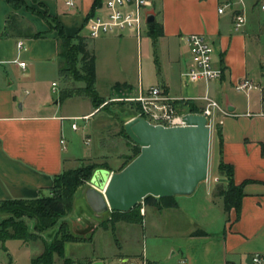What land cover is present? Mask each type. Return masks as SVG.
Here are the masks:
<instances>
[{"label":"crops","instance_id":"crops-1","mask_svg":"<svg viewBox=\"0 0 264 264\" xmlns=\"http://www.w3.org/2000/svg\"><path fill=\"white\" fill-rule=\"evenodd\" d=\"M20 1L22 5L13 6L0 0V200L37 198L55 176L72 169L64 124L92 115L91 109L80 116L66 114L61 112L62 101L52 100L58 79L57 43L56 32L42 18L48 16L64 35L83 39L92 51L95 82L102 51H106L107 67L116 66L118 73L128 61H135V84L128 78L113 80L109 87L113 94L101 97L95 91L100 99L117 101L135 96L138 89L158 86L171 98L188 99L198 112L204 106L198 98L207 95L230 114L213 111V122L219 121L220 154L216 138H212L208 161L214 146L215 170L209 172L208 164L207 178L198 184H205L201 193L196 195L197 186L190 196L172 197L175 207L170 208L141 204L140 223H103L104 228H97L110 226L117 250L108 257L76 263L70 259L62 264H119L125 259H143L145 264H252L253 255L264 256V113L260 111L264 19L254 0H149L147 14L160 26L161 35L150 37L145 30L138 40L129 35L87 38L85 19L97 0H72V6L66 4L69 0ZM226 3L229 6L217 13ZM235 13L244 16L238 31L232 29ZM189 34L202 35L212 47V64L221 70L218 80L186 87L181 84L180 73L190 61L184 40ZM129 40L134 41L135 49L118 55L123 62L115 64L116 47ZM141 72L152 75L150 84H145ZM242 79L259 89L236 93L233 85ZM177 106L188 113L180 107L182 101ZM219 161L231 167L232 183L241 187L237 207L226 213L221 198L214 196L217 185L225 186L224 177L216 170ZM95 230L79 243H92ZM195 231L204 235L195 236ZM9 241L26 248L23 241L6 240L4 252ZM139 242L141 248L133 249ZM9 258L8 264H15Z\"/></svg>","mask_w":264,"mask_h":264},{"label":"rangeland","instance_id":"rangeland-1","mask_svg":"<svg viewBox=\"0 0 264 264\" xmlns=\"http://www.w3.org/2000/svg\"><path fill=\"white\" fill-rule=\"evenodd\" d=\"M135 49V43L133 40H129L119 47H116L117 58L113 61L115 64L122 65V60L118 57L120 54H130ZM106 50V49H105ZM106 51H102V56L98 55V78L94 81L93 88L97 94L101 97H106L108 94H113L109 91L111 82L113 80H133V84L138 76V70L135 66V61H128V66L125 67L123 72L118 73L117 67H107V60L105 57ZM150 62L153 64V55L149 56ZM130 63V64H129ZM133 63V64H132ZM125 65L127 63L125 62ZM134 65V66H133ZM79 64L76 63L73 70L66 74L58 75L56 83V93L52 95V100L57 99L62 103L61 112L69 115L80 116L83 113L91 109L92 115L88 118H77L71 122H74L77 130L71 131L69 125L71 122L64 124V136L67 138L68 148L67 152L73 157L70 168H81V179L79 185L76 186L72 194L70 210L62 216L55 218L54 224L48 229L36 232L34 230V219L29 215H21L19 217H9L4 214H0V224L13 221H20L22 225L26 226L27 231L32 235V238L23 241L24 247H16V241H9L6 243L7 251L4 252L3 244L0 243V264L9 263V255L15 264H30L40 256L45 247L51 244L54 239H60L64 235H70L79 239L86 240L88 235L95 230V237L92 243H65L63 246V256L57 257L52 255V264H62L64 260L81 262L84 258H95L96 256L108 257L113 251L117 250V246L114 241L113 231L110 226L106 230L97 228L99 223H107L108 213H104L100 216L94 215L85 205L83 199V192L90 186L89 175L96 170H105L107 172H116L114 170L125 161L126 155H130L131 142L123 137L120 133L122 126L121 122L125 120L127 115L131 112L126 107L119 105H112L110 109L115 114H109L105 107L93 108L91 104V96L88 93L85 83L81 79V73L78 72ZM145 84H150L152 75H143ZM128 78V79H127ZM144 84V83H143ZM145 86V85H143ZM61 92L68 94V98L59 99ZM123 98L117 101H124ZM116 101V100H115ZM125 102V101H124ZM127 103V102H125ZM108 107V106H107ZM178 107V106H177ZM183 109L185 107L180 106ZM178 109V108H177ZM180 111V109H178ZM181 112V111H180ZM218 123L213 122L210 126V140L215 139V131ZM213 152L210 154L209 172L215 170V157L216 151L213 146ZM210 150V146H209ZM91 169V170H90ZM95 170V171H96ZM94 173V172H93ZM211 178V177H210ZM205 184H201L195 190L196 195L203 191ZM44 199L52 197L50 191L46 190L41 193ZM109 224V223H107ZM142 242L137 247L140 249ZM9 255H8V254Z\"/></svg>","mask_w":264,"mask_h":264},{"label":"water","instance_id":"water-1","mask_svg":"<svg viewBox=\"0 0 264 264\" xmlns=\"http://www.w3.org/2000/svg\"><path fill=\"white\" fill-rule=\"evenodd\" d=\"M152 21L147 15L146 24ZM183 123L164 128L141 117L125 121L123 131L139 153L117 172L94 171L83 192L87 208L100 216L128 212L146 196H190L207 178L210 128L199 114H185Z\"/></svg>","mask_w":264,"mask_h":264},{"label":"trees","instance_id":"trees-1","mask_svg":"<svg viewBox=\"0 0 264 264\" xmlns=\"http://www.w3.org/2000/svg\"><path fill=\"white\" fill-rule=\"evenodd\" d=\"M4 1L13 6H19L23 4L20 0ZM98 5L99 0H97V2L92 5L88 15L86 16V19L93 14L94 9ZM42 18L49 26V28L53 29L56 32V61L58 66V75H60L61 73L66 74L67 72H70V70L74 69L75 64L78 63V72L81 73V79L85 83L88 93L91 96L90 101L93 108L96 109L104 104L102 105V108L105 107V110L109 114H115L114 111L110 109L111 104L126 107L127 109L129 108L128 111H130L131 113L127 115V118L121 122L122 126L120 128V133L123 134V137L125 139L129 140L123 131V124L125 121L134 117L138 113V105L131 102L125 103L124 101L107 102L100 99L93 88L94 56L92 51L87 49L86 43L83 41V39L76 36L68 37L64 35L61 28L52 18L43 15ZM146 30L150 37L155 38L161 35L160 26L154 21L146 24ZM66 98H68V94L65 92H61L59 95V99L62 100ZM179 102L180 101H177L175 102V104L178 105ZM182 106L185 107L188 113H198L193 103L189 101L182 102ZM215 129L217 153L220 154L221 136L218 126ZM138 153L139 148L135 145H132L130 149V156L125 157V161L116 170V172L122 169ZM80 169L81 168L68 169L55 176L53 178L52 185L46 189L52 194V197L49 199H44L41 196V191H39V196L34 199L0 200V214L7 215L11 218L26 214L34 219L35 223L33 227L36 232H41L48 229L54 224L55 218L64 215L70 210L72 194L76 186L79 185V180L81 179ZM95 170L96 169H94L90 173L89 180ZM216 170L218 174L224 177L225 186L222 187L221 185H217L214 190V196L221 198L222 210L224 213H226L231 208L237 207V201L241 196V187L233 185L232 171L230 166L224 165L223 163H221V161H219ZM141 204H155L157 208L175 207L173 198H160L159 200H156L153 197L146 196L145 198H143L140 204H138L128 212H108L106 222L109 224H113L115 222H124L128 224L140 223L141 215L139 214V209ZM99 226L104 228L103 223H100ZM193 235L202 236L204 235V233L201 231H195ZM30 238H32V235L27 231L26 226L22 225L20 221H13V219H11L4 224H0V243H3L6 240L26 241ZM77 242H82V239L71 237L70 235H64L60 239H54L51 244H48L47 247H45L43 253L38 256L37 259L31 261L30 264H52L51 257L53 254H55L57 257L63 256V245L65 243Z\"/></svg>","mask_w":264,"mask_h":264},{"label":"built area","instance_id":"built-area-1","mask_svg":"<svg viewBox=\"0 0 264 264\" xmlns=\"http://www.w3.org/2000/svg\"><path fill=\"white\" fill-rule=\"evenodd\" d=\"M66 4L72 6V0H69ZM254 5L264 19V0H254ZM149 6V0H100L99 6L85 20L86 36L89 39H97L105 36L120 37L129 35L138 40L146 30V17ZM228 6L227 3L221 5L217 9V13L220 14ZM243 24L244 16L241 13H235L232 18V29L238 31ZM184 40L190 61L188 67L180 73L181 84L186 87L196 83L206 84L218 80L221 76V70L213 66L212 47L204 37L200 34H189ZM17 48H19V44H17ZM17 66L22 68L24 65L23 63H17ZM251 89L259 88L247 79H242L233 85V90L236 93H247ZM198 99L202 100L204 106L198 113L194 114L202 115L206 119L209 128L213 123L214 110L219 111L222 116L230 115L227 111L220 110L217 103L208 98L207 95H203ZM122 100L136 103L139 111L134 117H141L150 125H158L164 128L184 125L183 116L186 113L178 111L175 102H183V100L187 101L188 99L171 98L158 86L143 90L138 89L135 96L126 97ZM260 111L264 113V95L262 101H260ZM70 129L72 131L77 130L74 122L70 124ZM139 214L142 215L141 208ZM250 261L252 264H264V256L253 255ZM119 264H145V262L143 259H125L120 261Z\"/></svg>","mask_w":264,"mask_h":264}]
</instances>
